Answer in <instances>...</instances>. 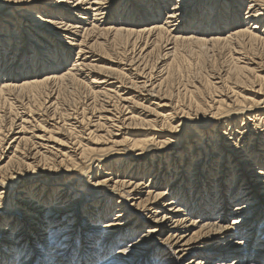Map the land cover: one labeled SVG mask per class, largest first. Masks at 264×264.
<instances>
[{"label": "bare ground", "instance_id": "obj_1", "mask_svg": "<svg viewBox=\"0 0 264 264\" xmlns=\"http://www.w3.org/2000/svg\"><path fill=\"white\" fill-rule=\"evenodd\" d=\"M262 14L260 0H0V110L14 108L11 96L35 98L9 116V136L0 129V188L37 197L29 214L53 199L60 229L19 223L0 264H264ZM220 48L223 75L210 58ZM201 59L202 82L174 99V73ZM55 83L86 89L92 115L42 118ZM74 185L83 223L61 234L71 210L58 200ZM7 202L0 223L17 207Z\"/></svg>", "mask_w": 264, "mask_h": 264}, {"label": "rangeland", "instance_id": "obj_2", "mask_svg": "<svg viewBox=\"0 0 264 264\" xmlns=\"http://www.w3.org/2000/svg\"><path fill=\"white\" fill-rule=\"evenodd\" d=\"M250 24H252V23H250ZM253 25V24H252ZM64 39L63 38H60L59 40H57L55 43L57 44V45H64V46H66V47H70V46H67V45H65V44H63L61 41H63ZM122 43H123V40L121 41ZM223 50V51H222ZM222 50H221V48L220 49H217V50H214L211 54H210V58L211 59H214V61L216 62V66H217V68H218V71H217V73H220L221 75H223L224 73H225V70H227L226 68L228 67V64H230L229 62H230V53L228 52V50H226V49H223L222 48ZM212 55H213V57H212ZM227 55V56H226ZM229 55V56H228ZM157 56V55H156ZM216 56V57H215ZM155 57V56H154ZM152 60V59H151ZM199 61H201V62H199ZM197 63L194 61V60H192V62L190 61V62H188L186 65H183L182 66V69H181V71H179V72H177V73H174L175 74V76H174V79H173V85L172 84H170L171 86H170V89H171V94H172V96H173V98L174 99H176V100H184V98H185V101H183L184 103L186 102V101H188V99H187V95L186 94H184L185 93V90H184V85L185 84H187V86L188 87H190V86H193L194 85V83L195 84H199V82H202V75L201 74H199L200 72H202L203 73V67H204V65H203V63H202V59L201 60H199ZM97 63H99V64H103L102 62H97ZM144 63H146V69L148 70V71H150L151 69H152V67H150V64L149 63H147V60L145 61V62H143V64ZM228 63V64H227ZM145 65V64H144ZM221 66V67H220ZM220 71V72H219ZM152 72V74H151V77L150 78H153L152 80L154 81L155 79L157 80V79H159V77H160V75L161 74H159V70H158V68L156 69V68H153V70L151 71ZM183 76H182V75ZM201 77V78H200ZM200 80V81H197V80ZM68 83H66L65 85L64 84H50L48 87H47V90L44 92V93H47V94H51V96H52V103L53 102H55V103H53V105H52V109L50 110V112H51V114L49 113L48 115H46V117H42V118H45L46 120H49V123H53V122H50V118L51 117H54V120L55 121H57L58 123H62L63 122V119H64V117H63V114H65V113H69L70 114V117L72 118L71 119V121H69V123H71V122H74V120H73V117H76V116H78V115H80L81 116V112L83 111V109L85 110V113H86V115H87V117L89 116L90 117V114L92 115V112H90V107H89V102H90V96H89V94H88V92H87V90L86 89H82L81 87H78V86H72V84H68ZM76 87V88H75ZM53 91V92H52ZM43 93V95H42V100H43V103L45 102V100L46 99H48L47 98V94H44ZM31 95V94H30ZM29 95V93H25V94H22L20 97L18 96V98H17V96L15 95V96H11V98H10V100L11 101H14L13 102V104H14V110L13 109H10V107H9V109H8V103L6 104V105H3L2 104V106H1V112H0V114L2 115L3 114V119H2V124L0 123V129L4 132V133H6L8 136L10 135V133H11V130H10V128H9V126H8V123L11 121L10 120V117L12 118L13 116H18V115H20V114H22V113H24L25 111H26V109H28L29 110V108L28 107H31L32 106V103L34 102V99L32 98V96H30ZM54 95V96H53ZM84 95V96H83ZM40 96L41 95H38V98H39V100H40ZM57 96V97H56ZM22 97V98H21ZM16 98V99H15ZM31 99V100H30ZM19 100V101H18ZM16 101V102H15ZM60 101V102H59ZM87 102H88V104H87ZM182 102V103H183ZM20 103V104H19ZM22 104V105H21ZM29 104V105H28ZM4 106V107H3ZM16 106V107H15ZM28 106V107H27ZM57 106V107H56ZM19 107V108H18ZM16 108V109H15ZM17 108H18V110H17ZM55 109V110H54ZM86 109H88V110H86ZM10 110H12V111H14L13 112V114L10 112ZM17 110V111H16ZM23 110V111H22ZM27 110V111H28ZM44 111V112H43ZM45 111H46V109L44 108V109H42V111H40L41 113L43 112V113H45ZM52 111H54V112H52ZM4 112V113H3ZM16 112V113H15ZM90 112V113H89ZM15 114V115H14ZM18 114V115H17ZM53 114V115H52ZM72 114V115H71ZM10 116V117H9ZM4 117H5V119H4ZM9 118V119H8ZM13 119H15V117L13 118ZM44 119V120H45ZM10 120V121H9ZM62 120V121H61ZM92 120V119H91ZM9 121V122H8ZM16 121H18V119H16ZM247 122V121H246ZM10 125V124H9ZM3 127V128H2ZM1 130H0V133H1ZM10 130V131H9ZM7 131H9V132H7ZM9 133V134H8ZM157 135L159 134V133H156ZM161 136H162V134H161ZM163 136H167V133H164L163 134ZM9 142V139L6 141V143L4 144L5 145V147H7V143ZM127 162V161H126ZM190 162V161H189ZM180 165H182V162H180ZM187 165V164H186ZM188 165H189V163H188ZM39 166H40V169L39 170H45V168H43V166H42V164H39ZM113 169H117V167H116V165H115V167L113 168ZM106 171H110V170H106ZM120 172L121 173H123V174H128L129 172H128V168L126 167H123V168H121L120 169ZM31 173V172H30ZM23 174H27V172L25 173V172H23ZM32 176V177H31ZM28 177H29V180H27V181H31L30 183H28V184H30L31 185V183L32 184H34L35 182H36V180L33 178V175L32 174H29L28 175ZM8 178V177H7ZM30 178H33V179H31L30 180ZM32 181H34V182H32ZM167 184H169V182H167L166 183V185ZM165 185V186H166ZM19 186L21 187V185L20 184H17V186L16 187H14V186H11L10 187V185H6V186H2L1 188H0V192H3V193H5V192H7L5 195L3 194V197L2 198H0V203H4V201L5 202H7V203H9L10 205H12V207L13 206H17V207H15V208H13V209H11V210H13V214L12 213H9V214H7V217H6V219H9L8 221H9V223H7V222H2V223H0V228H1V231H0V249H1V247L3 246V245H5V246H10L11 245V243L12 244H14L15 242H17V239H19V237H20V234H24L25 233V228H22L23 227V224H20L19 225V223H26V224H31L30 222H28V220H30V219H32L34 222H37V224L40 222V223H43V222H45V223H43V227H41V229L42 230H44V229H46L45 231H43V233L45 232H47V233H51L52 231H49V230H56V231H58V230H60L57 226H58V224H54V225H56L55 227H54V225L53 226H51V224L50 223H52L53 221H57L58 219H55V217H56V215L57 214H55V211L54 212H52L51 214H49V216H48V212H47V207H51L52 206V203H53V199H52V201L50 202V201H48L49 202V206L47 205L45 208L44 207H41V209L40 208H38L37 210L38 211H40L41 210V215L36 211V210H33V211H31V215L28 213V212H26L27 210H26V208L28 207V206H30V205H32V204H30V203H32V202H37V197H32V196H28V195H26V198H23V199H21V198H19V196H17V192H19L20 190H19ZM3 187H4V189H3ZM75 187H77V185L75 186H73L72 187V189H71V187L70 188H67V194H66V196L64 197V199L62 200V199H60V200H58V198H57V200H58V203H60V202H68V204H67V210H71V211H69V213H71L70 214V218L68 219L69 221L71 220V222H69L68 220L67 221H65V222H62V223H64L63 224V226L64 227H62L63 229H61L62 231H61V234H64V233H68V232H71V231H73L74 230V233L76 232L77 233V230H76V226L79 224V225H81L82 223H83V217L81 216V213H80V209L82 208V206H84L83 205V198L82 197H80V196H78V188H76V191H74L75 190ZM7 188V189H6ZM10 189V191H9V189ZM17 188V189H16ZM22 188V187H21ZM6 189V190H5ZM3 190V191H2ZM13 190V191H12ZM145 189H143V191H144ZM9 191V192H8ZM11 192V193H10ZM16 193V194H15ZM57 193L58 192H56V193H54V197L52 196V198H56L57 196H55V195H57ZM70 193V194H69ZM76 193V194H75ZM15 194V195H14ZM76 195V196H75ZM69 196H70V198H69ZM117 197H118V195H116ZM116 196H114L113 198H114V201L115 200H117V199H119V197L118 198H116ZM71 197H73V199L71 198ZM77 197V198H76ZM16 198V199H15ZM20 200H19V199ZM28 199V200H27ZM34 199V200H33ZM67 199V200H66ZM82 199V200H81ZM13 200V201H12ZM23 200V201H22ZM81 200V201H80ZM2 201V202H1ZM11 201V202H10ZM71 201V202H70ZM18 202H20V203H18ZM22 202V203H21ZM77 204H76V203ZM16 203V205H14ZM26 204V205H25ZM30 204V205H29ZM36 205V204H35ZM38 205V207L40 206V205H44V204H42V203H40V204H37ZM79 205V206H78ZM0 206H1V204H0ZM3 206V205H2ZM73 206V207H72ZM81 206V207H80ZM21 207V208H20ZM1 208V207H0ZM75 208V209H74ZM233 207H231L230 206V210L232 209ZM24 209V210H23ZM79 209V210H78ZM97 208H95V209H93L92 211H95ZM115 211V210H114ZM18 212V213H17ZM45 212V213H44ZM27 213V214H26ZM33 213V214H32ZM44 213V214H43ZM115 213L116 212H112V214L107 218V220L108 219H111V218H114L115 217ZM22 214V215H21ZM44 216H43V215ZM12 217H11V216ZM83 215V214H82ZM8 216H10L9 218H8ZM19 217V218H16V217ZM30 216V217H29ZM55 216V217H54ZM72 216V217H71ZM113 216V217H112ZM29 217V218H28ZM127 216H125V218H126ZM11 218H12V220H11ZM37 218H38V220H37ZM17 219V220H16ZM21 219V220H20ZM46 219V220H45ZM51 219H52V221H51ZM11 220V221H10ZM50 220V221H49ZM18 223V224H16V222ZM90 220H88L87 222H89ZM11 223H15V226H13V225H9V224H11ZM47 223V224H46ZM66 223V224H65ZM67 223H68V225H67ZM3 227H2V226ZM8 225V226H7ZM32 225V224H31ZM70 225H71V227H70ZM68 226V227H67ZM51 227H52V229H51ZM61 227V226H60ZM23 229V231H22V229ZM58 228V229H57ZM67 228H69L68 230H66ZM72 228V229H71ZM2 229H4L5 231H3ZM12 229V230H11ZM16 229H17V231H16ZM20 229V230H19ZM49 231V232H48ZM64 231H66V232H64ZM16 232V233H15ZM30 232V233H29ZM29 232L26 230V233H27V235H26V238H30V235H31V237L35 240L36 238H38V237H36V235L35 234H33V232H31L30 230H29ZM35 232L37 233V230H35ZM13 235H12V234ZM7 234V235H6ZM16 234V235H15ZM78 234V233H77ZM76 234V235H77ZM5 235V236H4ZM4 237V238H3ZM10 237V238H9ZM16 238V239H15ZM76 238H74V240H72V241H69L70 243H71V245L72 244H75V242H76V240H75ZM4 240V241H3ZM14 240V241H13ZM2 241V242H1ZM12 241V242H11ZM29 241V240H28ZM4 243V244H3ZM9 244V245H8ZM68 246V245H67ZM0 252H2V250H0ZM1 254L2 253H0V256H1ZM36 255H35V257H34V259L35 260H37V256H38V253L36 252L35 253ZM34 256V255H33ZM233 258H235V257H233ZM144 261H145V258H144ZM16 262H17V260L14 262V264H16Z\"/></svg>", "mask_w": 264, "mask_h": 264}, {"label": "snow or ice", "instance_id": "obj_3", "mask_svg": "<svg viewBox=\"0 0 264 264\" xmlns=\"http://www.w3.org/2000/svg\"><path fill=\"white\" fill-rule=\"evenodd\" d=\"M97 3H107V0H96ZM260 3L264 4V0H260ZM264 15V14H262ZM262 30H264V26H260ZM245 31H247V29H245ZM0 183H3V181H0ZM103 183V181H102ZM50 239L52 240L53 243H55V239L54 236L50 237Z\"/></svg>", "mask_w": 264, "mask_h": 264}]
</instances>
